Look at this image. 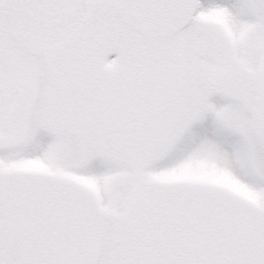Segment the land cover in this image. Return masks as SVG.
<instances>
[{
    "label": "snow or ice",
    "instance_id": "snow-or-ice-1",
    "mask_svg": "<svg viewBox=\"0 0 264 264\" xmlns=\"http://www.w3.org/2000/svg\"><path fill=\"white\" fill-rule=\"evenodd\" d=\"M0 264H264V0H0Z\"/></svg>",
    "mask_w": 264,
    "mask_h": 264
}]
</instances>
